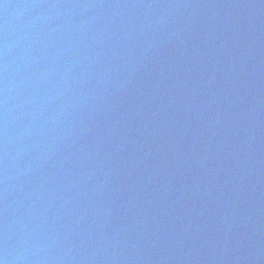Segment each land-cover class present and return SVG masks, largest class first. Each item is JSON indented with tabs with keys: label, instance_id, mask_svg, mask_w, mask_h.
<instances>
[{
	"label": "water",
	"instance_id": "95a60500",
	"mask_svg": "<svg viewBox=\"0 0 264 264\" xmlns=\"http://www.w3.org/2000/svg\"><path fill=\"white\" fill-rule=\"evenodd\" d=\"M217 0H0V264H147Z\"/></svg>",
	"mask_w": 264,
	"mask_h": 264
}]
</instances>
